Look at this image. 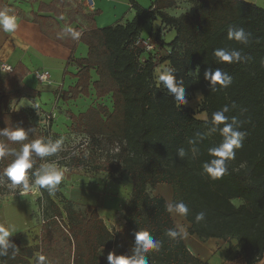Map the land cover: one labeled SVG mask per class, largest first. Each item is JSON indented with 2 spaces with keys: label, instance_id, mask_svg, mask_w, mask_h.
I'll return each mask as SVG.
<instances>
[{
  "label": "trees",
  "instance_id": "1",
  "mask_svg": "<svg viewBox=\"0 0 264 264\" xmlns=\"http://www.w3.org/2000/svg\"><path fill=\"white\" fill-rule=\"evenodd\" d=\"M191 1L196 3L193 14L172 16L168 11L177 7L178 0H156L149 9L130 0L136 12L133 20L106 28L95 26L94 15H82L90 27L73 28L81 33L79 39H73L57 21L63 17L68 0L40 4L38 12L32 14L33 22L47 38L72 52L78 42L88 47L87 58L75 61L78 81L62 93L64 101L89 97L92 85L98 98L109 96L113 103L112 112L101 104L79 115L67 113L71 130L87 137V148L68 159L59 151L45 160L70 170L93 165L96 173L124 174L132 183L130 197L123 206L125 226L118 231L109 229L97 207L77 206L59 187L53 194L38 188L41 196L37 205L43 221L40 240L49 247L63 242L61 264H108L107 252L113 251L130 255L135 233L144 230L163 242L159 252L149 254L150 264H210L191 252L186 239L177 242L165 235L167 229L177 225L173 215L166 211L167 200L152 194L159 185L172 187L173 202L183 200L189 206V216L182 218L189 225V235L203 241H224L228 244V261L235 260L238 253L249 264L264 259V9L243 0ZM7 7L0 0V11ZM48 13L54 16L44 15ZM157 19L176 33L164 60L176 69L177 79L183 80L187 100L201 93L198 111L184 105L177 107L171 94L156 86L153 58L149 55L148 61L142 62L145 49L138 46V41L148 22ZM71 20H75L74 14ZM229 26L243 27L251 33L250 43L228 40ZM222 47L241 50L246 60L219 63L213 51ZM216 68L227 71L233 82L228 88L216 85L217 90L211 91L205 72ZM92 70L96 71L98 81L92 82ZM27 72L19 64L11 74H0V129H34L22 142L0 137V142L12 150L35 138L55 140L60 136L52 131L53 123L40 127L31 121L27 111L10 110L14 100L40 95L24 83ZM225 105L230 109L226 115L241 122L240 130L246 136L242 148L235 150V157L227 161L225 175L213 180L203 173L202 164L211 159L208 148L222 139L218 132H210L211 117ZM198 113H205L207 119H199ZM197 132L206 135L195 145L199 152L193 158V145L188 141L195 139ZM107 146L114 150H108L110 153L102 158ZM180 147L188 153L183 159L177 155ZM13 158L10 155L0 160V173ZM39 163L37 158L34 168ZM0 181L4 183L0 184V197L14 193L7 187L6 177ZM234 200L243 204L236 207ZM200 211L206 212V219L196 223L195 214ZM10 239L18 251L13 256L10 249L7 256L0 257V264H32L37 249L23 247L16 237Z\"/></svg>",
  "mask_w": 264,
  "mask_h": 264
},
{
  "label": "clouds",
  "instance_id": "2",
  "mask_svg": "<svg viewBox=\"0 0 264 264\" xmlns=\"http://www.w3.org/2000/svg\"><path fill=\"white\" fill-rule=\"evenodd\" d=\"M17 17L10 14L9 10L0 11V29L4 32H14L18 27ZM65 31L70 33L73 39H79L81 33L71 27H66ZM251 33L246 32L243 27L229 26L227 32L228 40H234L240 44L250 43ZM213 55L219 63L233 64L246 60L241 50L229 49L226 47L216 48ZM176 69L170 65H162L155 70V82L157 88H164L167 93L174 98L176 106L187 104L186 88L183 80L177 79ZM205 79L210 81L211 91H216V85L221 88H228L232 84V77L227 71L216 68L205 72ZM235 108V104L232 105ZM230 111L227 105L212 113L210 132H218L221 136L219 144L208 148V156L211 158L202 164L203 173L211 179L218 180L227 172V161L235 157V150L242 148L246 132L241 131L242 124L236 117L231 119L226 115ZM34 129L25 130L22 127L0 129V137H6L9 141L22 142L28 139L29 132ZM204 133L197 132L195 139H189L188 143L193 145L191 152L193 158L199 152L195 147L198 141L205 138ZM64 144L63 137L52 139L51 137H39L32 139L28 143H22L18 150L9 149L8 145L0 142V160L8 156L14 158L7 167L0 173V178L6 177L8 188L20 196H27L37 189H47L49 194H53L57 187L65 179V170L58 166L55 161L45 160L62 150ZM185 148L177 149V155L183 159L187 155ZM37 158L41 163L37 167ZM166 211L182 218H187L190 214L189 206L178 200L166 203ZM206 219V212L200 211L195 214L196 223ZM17 231L14 223H0V257L7 256L11 249L15 256L18 247L11 241L10 237ZM165 235L174 241L187 239L189 233L187 227L177 224L175 228L166 230ZM163 242L156 239L148 230L135 233V244L130 255H117L110 252L107 256L108 264H150V253L159 252ZM32 264H51L48 257L42 252H35L32 257Z\"/></svg>",
  "mask_w": 264,
  "mask_h": 264
},
{
  "label": "crops",
  "instance_id": "3",
  "mask_svg": "<svg viewBox=\"0 0 264 264\" xmlns=\"http://www.w3.org/2000/svg\"><path fill=\"white\" fill-rule=\"evenodd\" d=\"M3 1L8 5V7L5 9L9 10L10 14H13L17 17L19 24L17 29L11 33L4 32L2 29H0V65L7 64L14 68L19 64L24 65L28 70L27 75L24 79V83L29 88L40 93V95L35 99L22 98L14 100L12 102L13 108L11 110L27 111L29 108H37L38 110H42L43 112H53L54 116H56V112L54 111L60 112V110L56 109L55 107L65 106L69 110L74 105L76 107L78 106V108H82L84 106H86V108H90L91 106H93L95 90L92 85L90 87L91 90L89 97L81 96L77 100L69 101H64L62 97L63 92L68 91L71 87H74L76 85L78 79L75 76L78 73L79 69L75 61L78 59L87 58L89 52L88 47L85 44L78 42L76 49L72 52L70 49L44 36L41 33L39 25L33 22L32 14L38 12L40 4L51 5L55 0ZM136 1L143 8L149 9L154 5L156 0ZM243 1L264 9V0ZM172 11L173 9L169 10L168 12ZM63 14L64 15L62 18L57 19V21L63 28L81 27L82 30H86L90 27V23L83 20L82 15H94L95 26L98 28H106L119 24H126L127 22L132 21L136 15V12L134 9H132L130 0H96V10L93 13L86 11L81 4L76 2V0H68L67 7L63 10ZM71 14L75 15L74 21L71 20ZM44 15L51 17L54 16L52 13ZM157 20L159 21L158 23L156 22V20L148 22L142 32L141 41H145L151 37H156L155 34L159 35L158 31L164 28L167 29V33L166 37H164L165 40L163 42L165 43V45H167L166 48L168 49V44L174 40L176 33L174 30L165 28L160 19ZM171 34L172 38L167 39ZM164 63V65H168L167 61H165ZM38 71L49 72V80L45 83H40L39 81H37L36 72ZM91 76L92 82L99 80V77L97 76L95 70L91 71ZM86 108L84 110H86ZM130 186V189L132 191V183ZM77 191L81 193H86L87 191L93 193V200L91 199L92 201H90V205L96 207L98 204L103 202L104 204H106L105 208H107V210L105 211H107L106 213L109 214L110 218L118 212L117 210L120 207H122V219L124 221V225L120 229H116L115 231L121 230L125 226L123 206L129 199L130 195L125 198L124 189L117 190V192L119 193L114 194V196L105 197L100 193V191H96V189L94 188L79 189ZM163 191H166V194H163ZM153 192L154 195H161L166 200H168V197L172 198L174 196L172 187L168 185H159ZM94 194L98 195V197H94ZM180 218L182 219V217ZM5 222L6 221H4L3 217L1 216L0 223ZM10 223H14L16 225V222H14V220ZM29 226L30 225H27L26 227L24 226L21 232L12 237L20 239L18 235L20 233H25ZM16 228L18 231V224L16 225ZM40 232H42V226ZM38 235L39 233H36V235L34 236L37 237ZM34 236L30 238L26 237L25 240L20 239L21 245L23 247H34L37 243V241H33ZM186 241L189 249L193 254L199 256L204 261H208L210 264L236 263V260H226L225 256L228 244H226L224 241L215 239L203 241L198 237L191 235L187 237Z\"/></svg>",
  "mask_w": 264,
  "mask_h": 264
},
{
  "label": "rangeland",
  "instance_id": "4",
  "mask_svg": "<svg viewBox=\"0 0 264 264\" xmlns=\"http://www.w3.org/2000/svg\"><path fill=\"white\" fill-rule=\"evenodd\" d=\"M196 8V3L192 2L191 0H178V5L175 9H173L172 12H168L172 16H179L181 14L187 13V14H193ZM158 23L159 21L156 20ZM167 29L162 28L158 31V34H155L156 37L148 38L146 41H148L151 45L152 50L147 51L145 48V54L142 56V62L146 63L148 61L149 55L153 58L155 70L159 68L160 66L164 65L165 58L168 55V49L166 48L167 45L163 42L166 37ZM172 38V34L169 36L170 39ZM141 40V38H140ZM165 45V47H164ZM144 47V46H143ZM0 74H3L0 72ZM155 75V74H154ZM156 83V82H155ZM35 85V83H34ZM202 95L200 92L195 93L191 100H187V104L184 106L190 107L194 111H198L200 109V103H201ZM93 106L96 107L97 105H104L109 108V110L112 112L113 110V103L109 96H106L104 98H98L95 93V97L93 98ZM91 103V100H90ZM89 103V104H90ZM78 104V103H77ZM13 104H10V110L13 108ZM56 109H59L60 112H56V116H54L53 112H43L42 110H38L37 108H29L27 110L28 114L30 115V119L34 124L39 125L40 127H48L50 123H53L52 131L55 133H58L60 137H63L64 144L62 146V152L65 153L67 158L73 154L81 153L82 151H85L87 148L86 142L87 137L80 133H75L71 130V122L67 118V113L72 112L75 115H79L80 113L86 112L88 108L86 106L82 108H78L75 105L72 106L69 109L64 107H55ZM86 108V110H84ZM38 110V111H37ZM82 110V111H81ZM84 110V111H83ZM50 117V120H49ZM197 117L201 120H206L207 116L205 113H198ZM108 150H114L112 146H107L106 149L103 151L105 155L102 156L104 158L107 156V153H110ZM63 154L59 156V159H62ZM101 154V153H99ZM59 166V164L57 163ZM65 170V179L62 181V183L58 186L60 191L63 193L65 197L72 200L77 206L79 207H85L87 205H90V201H83L79 197V193L77 190L79 189H96V191H100L103 196H114V194L119 193L117 190L124 189L125 191V198L131 194L130 189V180L127 178L126 175L120 174V173H103L99 172L96 173L94 171V166H88L85 168H79V169H68L65 166H61ZM0 184H4L0 181ZM8 187V184H7ZM18 191V190H17ZM157 193V192H156ZM163 194H166V191L162 192ZM152 194L154 195V192L152 191ZM41 196L39 189H37L34 193H29L27 196H20L18 193L3 195L0 197V219L1 216L3 217L4 221L6 222H16V225L18 224L19 230L13 234V236H16L19 232H21L22 228L27 225H30L27 231L25 233H20L18 236L20 239H24L26 237L30 238L36 235V233H39V235L36 237L34 236L33 241L37 243L35 244V248L37 249V252H42L43 250L46 251V256L51 261V264H61L63 262V257L60 255V249L63 247V242L60 241V243L57 246H48L42 245L40 240L41 235V226H42V219L40 216L39 207L37 205V199ZM74 198H72V197ZM110 198V197H109ZM173 197H168V203L173 202ZM80 200V201H78ZM92 201V200H91ZM234 205L236 207H239L243 204L241 200H234ZM106 204L103 202L98 204L96 207L100 211V215L104 219L105 223L109 227L110 230L115 231L116 229H120L124 225V221L122 219V207H120L117 211V213L109 217V214H107L105 210ZM176 225L182 224L187 227V231L189 233V225L183 221L179 216H173ZM29 218V219H28ZM24 225V226H23ZM17 236V237H18ZM189 236V235H188ZM231 241V240H230ZM231 243L237 245L238 242L236 240H232ZM115 252V251H113ZM110 252H107L109 254ZM54 255V257H53ZM236 263L233 264H249V261L245 258V256L241 253H238L237 258L235 259ZM254 264V263H253ZM257 264H264V259L257 263Z\"/></svg>",
  "mask_w": 264,
  "mask_h": 264
},
{
  "label": "built area",
  "instance_id": "5",
  "mask_svg": "<svg viewBox=\"0 0 264 264\" xmlns=\"http://www.w3.org/2000/svg\"><path fill=\"white\" fill-rule=\"evenodd\" d=\"M79 4H81L86 11L88 12H94L96 10V0H76ZM138 46L142 47L143 49H147V51L150 52L153 47H151L150 43L148 41H138ZM144 46V47H143ZM169 53V51H168ZM14 70V67L7 65V64H2L0 65V72L3 74H11ZM50 74L47 71H38L36 72V79L40 83H45L49 80ZM50 120V117H49Z\"/></svg>",
  "mask_w": 264,
  "mask_h": 264
},
{
  "label": "bare ground",
  "instance_id": "6",
  "mask_svg": "<svg viewBox=\"0 0 264 264\" xmlns=\"http://www.w3.org/2000/svg\"><path fill=\"white\" fill-rule=\"evenodd\" d=\"M84 191V190H83ZM86 192V191H85ZM88 192V191H87ZM79 193V197H80V199L82 200L83 199V201H91V199H92V194L93 193H91V192H88V193ZM94 197H98V195H96V194H94L93 195ZM93 200V199H92Z\"/></svg>",
  "mask_w": 264,
  "mask_h": 264
}]
</instances>
